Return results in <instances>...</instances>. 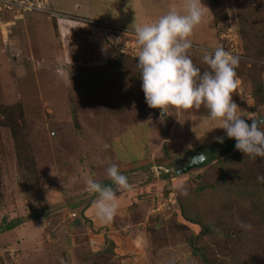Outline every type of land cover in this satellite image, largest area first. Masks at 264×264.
Returning <instances> with one entry per match:
<instances>
[{"label":"rangeland","instance_id":"374dc122","mask_svg":"<svg viewBox=\"0 0 264 264\" xmlns=\"http://www.w3.org/2000/svg\"><path fill=\"white\" fill-rule=\"evenodd\" d=\"M186 3L0 6V264H264V158L219 155L215 138L231 139L221 120L203 105L151 108L141 87L134 26L184 13ZM202 3L189 55L201 73L217 46L239 56L233 100L251 125L264 117V0ZM200 150L216 153L178 173ZM113 163L130 188L117 192V213L103 223L85 179L112 185ZM223 177L258 199L225 192L220 200L213 187Z\"/></svg>","mask_w":264,"mask_h":264},{"label":"clouds","instance_id":"9594fccd","mask_svg":"<svg viewBox=\"0 0 264 264\" xmlns=\"http://www.w3.org/2000/svg\"><path fill=\"white\" fill-rule=\"evenodd\" d=\"M202 4V0H187L184 13L170 9L153 23L134 26L140 46L137 65L146 103L163 112L169 106L187 110L203 105L210 119L222 121L218 127L225 130L226 136L235 138L237 150L252 159L264 158V117L252 119L249 125L241 118L243 115L238 113L239 106L233 100L239 83L236 72L239 56L217 46L203 55L211 71L201 73L189 55L193 47L190 37L203 20ZM215 139L224 142V137ZM106 174L112 185L85 179L86 191L97 195L94 211L103 223L111 222L117 213V192L130 188L127 176L117 164L109 165ZM257 179L264 182V175ZM237 223L242 229L252 228L239 219Z\"/></svg>","mask_w":264,"mask_h":264},{"label":"trees","instance_id":"16d2710c","mask_svg":"<svg viewBox=\"0 0 264 264\" xmlns=\"http://www.w3.org/2000/svg\"><path fill=\"white\" fill-rule=\"evenodd\" d=\"M243 34H244V31H243ZM247 34H248V32L244 35V39H245V47H250V48H252L253 49V45L251 44V41H248L247 39H248V37H247ZM236 71H237V69H236ZM239 72H237V74H238ZM254 82V80L252 79V83ZM254 84V83H253ZM255 85V84H254ZM235 144H236V140H235V138H231L230 140H226V141H224L223 143H218V146L219 147H222L221 148V150H220V152L218 151V154L219 155H221V156H225V155H227V154H229L231 151H233L234 149H236L235 148ZM202 153H204V151L203 150H200ZM215 153H216V150H212V151H210L209 152V156H207L206 157V160H205V162H204V164H206V163H208L211 159H212V157H214L215 156ZM228 157V156H227ZM226 159V158H225ZM234 160V156H233V154H232V156L231 155H229V157L227 158V161H233ZM219 186L217 185V188L219 189V188H221V189H219V191L215 188V187H213V191L215 192L216 191V193H217V195H220L219 196V198H220V200L222 199L221 197H222V195L226 192V193H228L230 196H232L231 198H233V199H235V197L237 196V195H239L240 196V199L241 200H243L244 199V197L245 198H248V197H251L253 200H257L258 199V194H255V195H250V196H248V188L247 189H245L244 188V186H241V187H235V188H232L231 186H229L228 185V182L226 181V178H221L220 179V181H219ZM200 190H204V188L203 187H200L199 188ZM237 200V199H236ZM238 201V200H237ZM190 222H192V223H195V224H198V222H194V221H190ZM13 225H8V226H6L5 227V229H9L10 227H12ZM205 229H203V231H204ZM223 237V236H222ZM227 237V235H225V237L224 238H226ZM193 250H194V252L195 253H197V249H195V248H193Z\"/></svg>","mask_w":264,"mask_h":264},{"label":"built area","instance_id":"2783aa9c","mask_svg":"<svg viewBox=\"0 0 264 264\" xmlns=\"http://www.w3.org/2000/svg\"><path fill=\"white\" fill-rule=\"evenodd\" d=\"M46 0H0L2 7H16L18 12L27 10H43Z\"/></svg>","mask_w":264,"mask_h":264},{"label":"water","instance_id":"95a60500","mask_svg":"<svg viewBox=\"0 0 264 264\" xmlns=\"http://www.w3.org/2000/svg\"><path fill=\"white\" fill-rule=\"evenodd\" d=\"M205 160H206V156L203 153L194 154L189 160V163L186 166H184L181 170H177V172L180 174H184L189 170L201 167L205 162Z\"/></svg>","mask_w":264,"mask_h":264},{"label":"flooded vegetation","instance_id":"af4514ba","mask_svg":"<svg viewBox=\"0 0 264 264\" xmlns=\"http://www.w3.org/2000/svg\"><path fill=\"white\" fill-rule=\"evenodd\" d=\"M187 163H188V159L178 162L177 165L178 166H185Z\"/></svg>","mask_w":264,"mask_h":264}]
</instances>
